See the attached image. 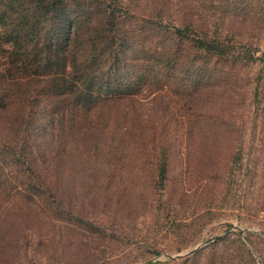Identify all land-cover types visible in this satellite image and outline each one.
I'll use <instances>...</instances> for the list:
<instances>
[{
  "label": "trees",
  "instance_id": "1",
  "mask_svg": "<svg viewBox=\"0 0 264 264\" xmlns=\"http://www.w3.org/2000/svg\"><path fill=\"white\" fill-rule=\"evenodd\" d=\"M167 3L155 0L153 16ZM177 10L174 22L143 23L122 0H0V264H27L32 251L50 252L58 237L77 241L86 251L84 264H100L104 249L136 236L124 231L122 212L106 211L107 220L83 215L74 192L59 193L54 185L73 164L97 168L103 130L115 131L113 113L122 111L126 119L127 101L157 107L164 96L174 98L181 137L207 122L231 136L256 123L248 112L264 102V55L231 53L223 24L211 30L197 9ZM235 64L248 70H232ZM255 65L262 67L256 74L249 70ZM227 75L225 118L201 119L194 98L202 97L207 81L220 83ZM171 129L155 120L147 143L169 146L163 141ZM132 133L126 126L118 137V162L121 143ZM241 160L236 142L227 172ZM167 167L165 156L157 159L155 187L166 186Z\"/></svg>",
  "mask_w": 264,
  "mask_h": 264
},
{
  "label": "rangeland",
  "instance_id": "2",
  "mask_svg": "<svg viewBox=\"0 0 264 264\" xmlns=\"http://www.w3.org/2000/svg\"><path fill=\"white\" fill-rule=\"evenodd\" d=\"M165 1L164 13L153 16L155 0H122L139 11L138 19L143 23L162 20L168 24L177 20L178 8L189 14L197 9L211 30L215 24L224 25L228 51L264 55V0H202L205 11L197 6L198 0ZM228 65L226 61L225 67L222 65L225 71ZM233 66L232 70H248ZM259 69L262 67L255 65L249 70L256 74ZM220 80L207 81L202 97L194 98L193 104L199 107L193 112L203 115L201 119L209 120L211 114L225 118L229 76ZM130 101L127 104L132 110L126 119L122 111L109 118L116 132L107 127L103 130L94 165L97 168L83 171L84 165L73 164L68 177H61V173L54 184L59 193L74 192L72 197L81 205L83 215L98 214L107 220L106 211L122 212L126 217L124 231L136 234L119 238L111 249H104L100 264H264V102L249 107L256 123L233 136L212 130L207 122L200 131L194 129L181 137L174 126L178 108L174 98L164 96L157 107L148 101ZM150 117L153 124L157 120L171 125L163 141L169 146L157 149L147 143L153 124L143 123ZM126 126H132L133 133L121 143L122 160L118 162L114 147ZM236 142L242 147L243 160L228 173ZM162 156L168 162L164 189L154 186L156 161ZM216 235L221 236L207 242ZM74 242L68 237L55 238L50 252L44 247L39 249L41 254L32 251L26 263L84 264L86 251Z\"/></svg>",
  "mask_w": 264,
  "mask_h": 264
},
{
  "label": "water",
  "instance_id": "3",
  "mask_svg": "<svg viewBox=\"0 0 264 264\" xmlns=\"http://www.w3.org/2000/svg\"><path fill=\"white\" fill-rule=\"evenodd\" d=\"M226 231H228V229H227ZM263 232H264V231H263ZM220 236H221V235L213 236V237L209 238V239L207 240V242L210 241V240H212V239L219 238ZM175 256H176V255H168L169 258H171V257H175ZM144 264H149V261L146 262V263H144Z\"/></svg>",
  "mask_w": 264,
  "mask_h": 264
}]
</instances>
